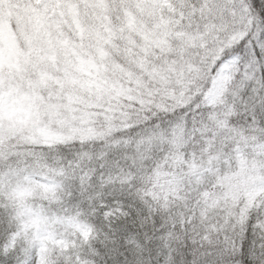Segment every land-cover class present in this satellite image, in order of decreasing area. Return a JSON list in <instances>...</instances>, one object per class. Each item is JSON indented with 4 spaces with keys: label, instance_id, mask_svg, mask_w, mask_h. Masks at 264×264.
I'll return each mask as SVG.
<instances>
[{
    "label": "snow or ice",
    "instance_id": "6c2138e0",
    "mask_svg": "<svg viewBox=\"0 0 264 264\" xmlns=\"http://www.w3.org/2000/svg\"><path fill=\"white\" fill-rule=\"evenodd\" d=\"M0 264H264V0H0Z\"/></svg>",
    "mask_w": 264,
    "mask_h": 264
}]
</instances>
